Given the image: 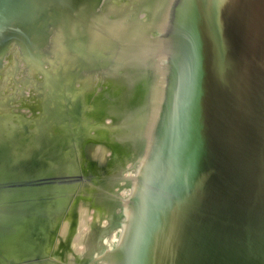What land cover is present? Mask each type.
I'll list each match as a JSON object with an SVG mask.
<instances>
[{
  "label": "water",
  "instance_id": "water-1",
  "mask_svg": "<svg viewBox=\"0 0 264 264\" xmlns=\"http://www.w3.org/2000/svg\"><path fill=\"white\" fill-rule=\"evenodd\" d=\"M163 55L161 103L102 264H264V0H173Z\"/></svg>",
  "mask_w": 264,
  "mask_h": 264
},
{
  "label": "rangeland",
  "instance_id": "rangeland-1",
  "mask_svg": "<svg viewBox=\"0 0 264 264\" xmlns=\"http://www.w3.org/2000/svg\"><path fill=\"white\" fill-rule=\"evenodd\" d=\"M94 6L84 22L78 11L50 12L27 25L24 47L9 28L0 35V136L11 154L0 164L26 158L51 175L39 201L44 213L14 235L17 255L0 249V264H102L138 174L160 106L146 126L154 92L146 53L161 34L151 25L163 20L166 0ZM64 167L68 178L53 184ZM34 175L25 178L33 183Z\"/></svg>",
  "mask_w": 264,
  "mask_h": 264
},
{
  "label": "bare ground",
  "instance_id": "bare-ground-1",
  "mask_svg": "<svg viewBox=\"0 0 264 264\" xmlns=\"http://www.w3.org/2000/svg\"><path fill=\"white\" fill-rule=\"evenodd\" d=\"M95 2H97V0H0V35L2 34L4 29L9 28L11 35L15 37V39L19 36L22 37L23 47L24 45L27 46V44L32 40V36L29 35V33L31 32L29 30H26L27 25H34L39 21L43 22L45 20V17L50 12H54L57 14L60 13V15L65 16L67 15V12L72 13L74 11V13H76V11H78L79 17L82 19V22H84L90 16H95ZM172 2L173 0H166V9L164 11L163 20H161L159 23L155 22L154 25H151V28H160L159 31L161 33L159 35V38L157 37V43L155 44V48H150V52H147L148 47H146L145 49V52H147V57L149 54L148 58H150L149 71L152 77L154 87L153 98L149 102L146 110L147 120L144 122L146 126H149L151 117L155 114L156 109H158L157 106L160 105V101L162 99L164 88V67L158 66L157 61L159 58L163 59L164 61L163 41L166 33V28L169 19V11H171ZM86 3L90 4V8L87 9L83 7ZM44 25L41 26L40 31L43 30ZM74 44H76V46H78L79 48L82 44V41L75 42ZM146 135L147 133L145 134L144 131V136L142 137V140L147 137ZM3 143L5 142L0 136V157L7 158L8 160H10L11 154L8 147L9 144H6L5 146ZM53 146L54 148H52ZM53 146L51 144L46 143L44 145V149L48 153H55L57 146ZM91 148L92 146L89 145L87 147V151L90 152ZM87 151L86 153L89 154V152ZM139 163L141 164V162ZM7 164L8 165L0 164V240L3 239V236L7 233V231H9V229H11L13 226L19 225L21 219H23L24 217L29 215L31 220L28 225L33 226L34 223H36V220H38L42 216V213L44 212H42L43 208L40 206L41 204L39 201H42L43 198L46 196L47 190H45V188H47L49 183L48 178L51 176L49 171L42 170L41 166L38 163L34 167L30 166L29 161H27L26 158L17 160L14 163L8 161ZM18 169L20 171V174H17ZM29 171L35 173L33 183H30L32 177L30 179L25 178V174H28ZM39 173L41 175L37 178V175ZM134 182L135 178L133 179L132 183L134 184ZM132 183L130 186L131 189L133 187ZM40 191L43 192L42 197L40 195ZM49 191L51 192L52 189L48 190V193H50ZM17 234L18 233H14L12 235L9 234L10 238H7L8 243L11 245L8 247L10 255H12L15 251H18L16 244H14V235Z\"/></svg>",
  "mask_w": 264,
  "mask_h": 264
}]
</instances>
